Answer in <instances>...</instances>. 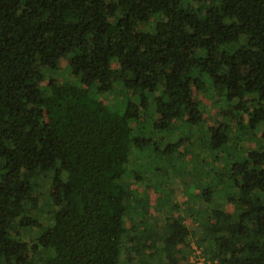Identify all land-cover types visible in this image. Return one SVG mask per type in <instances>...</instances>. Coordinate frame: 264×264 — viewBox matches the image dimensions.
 Returning a JSON list of instances; mask_svg holds the SVG:
<instances>
[{
	"label": "trees",
	"instance_id": "obj_1",
	"mask_svg": "<svg viewBox=\"0 0 264 264\" xmlns=\"http://www.w3.org/2000/svg\"><path fill=\"white\" fill-rule=\"evenodd\" d=\"M62 59L77 81L41 85ZM202 76L257 141L229 150L228 123L209 124L200 136L207 154L224 149L221 184L202 189V207L152 222L144 203L126 225L127 166L149 142L128 122L148 94L153 131L196 125ZM116 81L140 92L121 111L95 96ZM263 123L264 0H0V264H194L190 236L202 264H264Z\"/></svg>",
	"mask_w": 264,
	"mask_h": 264
},
{
	"label": "rangeland",
	"instance_id": "obj_2",
	"mask_svg": "<svg viewBox=\"0 0 264 264\" xmlns=\"http://www.w3.org/2000/svg\"><path fill=\"white\" fill-rule=\"evenodd\" d=\"M236 46L235 43H229L224 47L226 50L231 51ZM110 65L114 68L115 62L111 61ZM190 75H196L195 68H191ZM42 78L41 85H44V81L47 78H54L57 81H77L76 78H72L69 75L65 59L60 61L57 68H42ZM202 81L206 90H192L191 93V98L196 102V106L201 113V121L196 125L190 126L186 124L184 118L180 116L168 130L153 131L151 122L154 117V109L148 94H145L147 106L142 117L137 121L128 122L132 133L146 136L149 142L140 152L134 154L136 158L132 160V166H127L125 182L133 195L131 198L132 205H129V215L125 222L126 225L129 226L135 223V220L137 221L138 215H140L139 212H141L139 209L144 203L145 209L143 211H146V217L150 218L152 222L161 221L162 217L169 213L170 210L176 212L179 209L182 212L184 206L188 207L189 210L202 207V189L207 185L215 188L221 184L219 183L220 181H217L216 174L219 176L220 173L221 175L224 172L222 166H226V162L222 160L226 156L222 152L224 149L207 154L205 140H202L200 136L209 124L214 125L217 122L228 123V125H225L231 138L230 145H228L229 150H236L239 148V144L243 143L254 145L257 141V136L259 135V133H256L258 132L257 128L248 129L246 119L241 113H239L240 117L243 118L241 123L236 124V126L229 123L228 119L224 117L226 112H222L225 110L223 104L221 102H213L212 97L205 93L207 88H209L207 77L202 76ZM88 91L93 95V86L88 87ZM139 95L140 92L138 93V91L133 92L124 89L119 81L114 82L110 90L102 94H95L103 103L118 111L123 110L127 99L138 101ZM260 129L264 130V123L261 124ZM237 130H241L239 135L242 138L237 139L234 137ZM250 131L256 133V135L249 136L251 134ZM171 143L173 145L170 147L169 144ZM213 154L217 156V159L209 162L208 165L201 161V156L207 155L209 157ZM134 173L137 175L136 180L133 179ZM41 186L43 188L42 184ZM44 201L47 205L49 204L48 197ZM134 201L135 204L137 202L138 212L131 211L134 208ZM47 205L45 206L47 207ZM43 210L44 207L38 209L35 216L42 218ZM183 222L193 225L194 228L199 230L198 225L192 222L191 217L185 216ZM25 233L28 238L33 235V231L30 229ZM193 240L194 236H190L188 239L191 248L194 245L196 246Z\"/></svg>",
	"mask_w": 264,
	"mask_h": 264
},
{
	"label": "built area",
	"instance_id": "obj_3",
	"mask_svg": "<svg viewBox=\"0 0 264 264\" xmlns=\"http://www.w3.org/2000/svg\"><path fill=\"white\" fill-rule=\"evenodd\" d=\"M193 253L196 257H194L193 261L194 264H202V258L200 256V248L198 246H193Z\"/></svg>",
	"mask_w": 264,
	"mask_h": 264
},
{
	"label": "crops",
	"instance_id": "obj_4",
	"mask_svg": "<svg viewBox=\"0 0 264 264\" xmlns=\"http://www.w3.org/2000/svg\"><path fill=\"white\" fill-rule=\"evenodd\" d=\"M200 115H201V113H200Z\"/></svg>",
	"mask_w": 264,
	"mask_h": 264
}]
</instances>
